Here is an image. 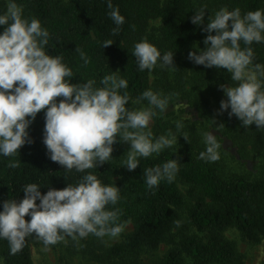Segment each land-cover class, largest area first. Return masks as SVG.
Masks as SVG:
<instances>
[{
    "label": "clouds",
    "instance_id": "clouds-1",
    "mask_svg": "<svg viewBox=\"0 0 264 264\" xmlns=\"http://www.w3.org/2000/svg\"><path fill=\"white\" fill-rule=\"evenodd\" d=\"M107 7L116 26L113 32H118L125 18L112 0H107ZM205 13V7L199 8L191 22L204 25ZM0 27V156H14L22 146L33 143L28 129L43 110L42 142L49 159L67 172L86 173L75 185L67 184L62 190L49 188L42 194L40 185L31 183L23 187L22 200L3 201L0 240H6L9 254L15 255L30 237L49 250L66 238L79 241L90 234L101 239L119 236L124 227L118 223L120 210H108V206H115L121 199L120 189L103 184L86 170L113 159L117 137L130 144L124 161L128 171L140 165L139 158L159 154L177 143V135L171 130L156 137L150 127L158 112L168 110L170 97L148 89L133 101H147V105L130 110L128 81L119 71L104 75L100 86H96L95 79L71 84L72 69L62 56H52L46 50L49 31L38 19L24 17L23 7L16 0H6ZM202 31L207 33L204 48L193 46L195 50L189 52L188 59L205 68L226 69L230 74L232 83L220 85L226 99L220 102L219 114L228 112L229 118L235 116L245 128L256 125L264 129V64L254 63L251 47L253 43H264V9L242 15L238 7H221L208 15ZM109 45L112 41L103 42L104 48ZM76 50L87 64V56L79 48ZM132 55L141 72H151L157 66L176 69L174 53L162 54L147 38L133 45ZM184 126L183 119L175 122L177 132ZM183 137L187 141V134ZM202 138L205 149L199 159L209 163L219 160L221 145L216 135L205 131ZM179 165L178 159H171L162 166L144 169V183L151 189L162 180L171 182ZM7 166L15 169L19 162H9ZM26 216L30 220L26 221Z\"/></svg>",
    "mask_w": 264,
    "mask_h": 264
},
{
    "label": "trees",
    "instance_id": "trees-1",
    "mask_svg": "<svg viewBox=\"0 0 264 264\" xmlns=\"http://www.w3.org/2000/svg\"><path fill=\"white\" fill-rule=\"evenodd\" d=\"M221 1L229 10L240 8L242 15L264 9V0ZM16 2L23 7L24 17L36 18L47 28L50 35L46 50L52 56H62L63 62L72 69L71 84L95 79L96 86H100L99 80L104 75L119 71V75L128 81L126 91L130 101L127 107L130 110H133L132 100L149 88V71L138 70L132 55L133 45L147 38L162 54L173 52L174 66H177L183 54L188 55L193 46L206 38L207 33L202 29L210 15L205 8V23L197 26L191 18L202 6L193 0H112L113 6H117L125 18L120 30L114 33L116 26L107 14V0ZM4 11L6 0H0V14ZM151 20L160 22L156 31L148 29ZM2 32L3 27H0ZM107 40L112 41V45L104 48L103 42ZM251 47L255 53L254 63L264 64V43H253ZM77 48L87 56V64L80 59ZM192 67L196 84L213 91L217 102L226 99L220 85L230 84L231 79L223 69H209L194 63ZM156 68L155 71L161 74L162 69ZM226 117L236 135L243 134L257 150L264 149V129H258L256 125L245 128L235 116L229 118L228 112ZM44 124L42 110L28 129L33 143L22 146L14 156H0V205L8 199L22 200V190L27 184L40 185L41 193L46 194L49 188L62 190L67 184L75 185L86 174L74 170L67 172L49 159L42 142ZM120 144L117 137L113 159L86 170L97 175L103 184L120 189L121 199L115 206L109 205L108 210L118 208V223L133 226L123 242L105 251L106 258L117 259L121 264H142L141 253L169 245L171 247L159 264H242L234 243L223 233L234 229L253 244L264 238V178L224 177L213 162L199 159L200 153L189 146L180 150L164 149L155 156L139 158L140 165L128 171L124 163L126 158L114 155ZM171 159L179 160V171L175 176L189 186L190 206H186L174 179L171 182L162 180L151 189L144 183V169L162 166ZM9 162H19V167L9 168ZM25 219L30 220V217ZM28 239L25 247L15 255L9 254L7 241L0 240V264H32Z\"/></svg>",
    "mask_w": 264,
    "mask_h": 264
},
{
    "label": "rangeland",
    "instance_id": "rangeland-1",
    "mask_svg": "<svg viewBox=\"0 0 264 264\" xmlns=\"http://www.w3.org/2000/svg\"><path fill=\"white\" fill-rule=\"evenodd\" d=\"M193 2L207 8L210 14H214L221 7H225L221 0H193ZM159 25V20H151L148 29L149 31H156ZM196 46L201 50L204 48L202 41L194 47ZM193 50L195 49L193 48ZM193 67L188 55L183 54L179 64L175 66L176 69H162L161 74H159L155 71L157 68H154L149 72L148 89L170 97L168 110L162 114L158 112L150 124L154 136L164 135L171 130L177 135V143L166 149L180 150L189 146L194 148L196 153H200L205 149L202 133L211 131L216 135L221 145L219 149L220 159L213 163L222 176L237 175L251 179L264 178V149L257 150L252 142L246 141L245 135L235 134L230 120L226 117V112L219 114L220 103L217 102L213 91L207 86L196 84L191 72ZM223 70L230 77L227 70ZM135 100H132L133 110L147 105V101L135 104L133 103ZM181 119H183L185 126L180 132H177L175 122ZM184 134H187V141L183 137ZM129 150L130 144L121 141L120 146L115 149L114 155L119 158H126V153ZM174 180L186 206H190L192 201L188 194L189 186L182 183L176 176ZM184 218L186 220V216ZM132 229V224L127 223L117 237L105 236L101 239L90 234L79 241L66 238L65 241L51 245L49 250H44L42 242L29 238L31 262L32 264H121L117 259L106 258L105 251L111 246L123 242L126 236L132 232ZM223 236L234 243L237 252L242 257V264H264V238L253 244L245 240L234 229L226 230ZM170 247L169 245H161L157 251L143 252L139 260L142 264H159Z\"/></svg>",
    "mask_w": 264,
    "mask_h": 264
}]
</instances>
